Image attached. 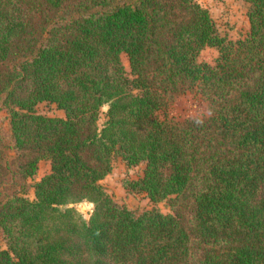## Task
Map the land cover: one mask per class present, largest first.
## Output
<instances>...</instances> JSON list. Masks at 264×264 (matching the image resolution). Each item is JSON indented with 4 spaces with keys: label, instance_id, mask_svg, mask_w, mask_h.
Segmentation results:
<instances>
[{
    "label": "trees",
    "instance_id": "trees-1",
    "mask_svg": "<svg viewBox=\"0 0 264 264\" xmlns=\"http://www.w3.org/2000/svg\"><path fill=\"white\" fill-rule=\"evenodd\" d=\"M246 1L232 41L197 0H0V264H264V0ZM187 93L207 116L159 117ZM118 159L170 213L114 200Z\"/></svg>",
    "mask_w": 264,
    "mask_h": 264
},
{
    "label": "rangeland",
    "instance_id": "rangeland-1",
    "mask_svg": "<svg viewBox=\"0 0 264 264\" xmlns=\"http://www.w3.org/2000/svg\"><path fill=\"white\" fill-rule=\"evenodd\" d=\"M203 7L207 8L222 36L228 37L232 41L244 39L250 32V21L248 17L249 4L246 0H197ZM219 57V51L215 48L207 47L199 56L200 62L215 64ZM122 61L126 68L127 74L131 76V66L127 54H122ZM39 114L48 117H65V113L56 104L44 102L38 105ZM108 106L104 107L101 114L100 124L106 121ZM209 113L206 101L196 93H187L179 96L159 117L167 118L175 122H182L187 118H202ZM7 114H1L2 120L7 119ZM51 171V163L42 161L40 163L39 174L31 181L34 183L41 180ZM145 165L141 164L136 167H129L122 159L115 162V168L101 183L106 191L120 205H125L136 214H142L145 211L152 210L155 206L164 213H170V207L161 203L154 205L144 193L130 190L127 184L132 181L141 179L144 176ZM28 198L35 199L34 191L31 190ZM77 209L85 218H90L94 205L89 202H83L76 205ZM0 248H5V244L0 237Z\"/></svg>",
    "mask_w": 264,
    "mask_h": 264
}]
</instances>
